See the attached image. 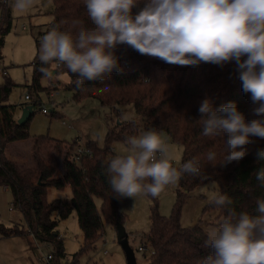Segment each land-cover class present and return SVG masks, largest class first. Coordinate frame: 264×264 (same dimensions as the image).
Segmentation results:
<instances>
[{
    "label": "trees",
    "instance_id": "obj_1",
    "mask_svg": "<svg viewBox=\"0 0 264 264\" xmlns=\"http://www.w3.org/2000/svg\"><path fill=\"white\" fill-rule=\"evenodd\" d=\"M53 3L49 22L51 30L55 28L68 32L75 39L73 21H81L85 28L93 27L84 0H53ZM137 10L134 8L133 13ZM11 22L7 4L3 6L0 18V59ZM115 54L119 57L121 71H114L103 81H86L77 86L76 77L65 67L55 69L68 73L69 81L65 88L73 91L74 100L91 97L102 105L132 104L143 118V127L135 119V122L124 120L108 126L103 145L87 141L84 146L91 154L83 153L79 160L74 158L79 147L78 138L65 141L45 134L33 139L31 165L8 157L5 147L9 142L30 137L29 120L39 98H32L28 119L18 123L16 106L7 103L13 82L5 77L0 84V185H7L12 207L21 212L25 221V226H9L0 222V236H25L30 233L35 240L52 246L51 264H80V258L93 250L95 242L103 236L105 225L115 227L116 222L123 223L125 218L119 200L112 196L106 174L107 162L116 156L113 142H127V137L139 135L144 129H155L158 133L166 132L172 141L182 146L181 166L188 160H198L201 174H207L208 179L184 173L176 184L175 198L167 216L159 211L158 198L148 195L151 199L150 224L142 242L150 248L149 254L145 255L146 264H202L212 250L204 246L207 235L199 223L188 226L180 223L186 197L196 186L213 182L217 192L225 193L232 199L233 203L227 207L234 208L237 214L241 211L256 214V199L264 197V184L256 179V171L264 167V161L256 162L255 151L264 148V139L254 137L256 143L248 146L249 153L238 163L232 162L226 167L214 166L226 154L224 140L202 135V126L197 122L199 103L205 97L210 99L213 107L235 102L246 118L251 119L250 110L254 105L250 94L242 91L234 63L223 68L210 63L199 66L169 65L157 58L140 55L125 45H119ZM41 67L52 70L50 65L34 61L27 89L29 92L37 93L42 87ZM209 151L217 153V160L212 163L206 160ZM48 154L58 157L60 163H51ZM50 186L60 190L69 186L70 196L49 201L47 192ZM73 210L81 229L82 242L70 259H64V241L57 225ZM209 210H217L221 219L227 214V208H219L208 200L203 212Z\"/></svg>",
    "mask_w": 264,
    "mask_h": 264
},
{
    "label": "clouds",
    "instance_id": "obj_2",
    "mask_svg": "<svg viewBox=\"0 0 264 264\" xmlns=\"http://www.w3.org/2000/svg\"><path fill=\"white\" fill-rule=\"evenodd\" d=\"M35 3L13 0L12 8L25 14ZM84 4L93 27L73 21L75 39L55 28L47 32L39 47L42 65L65 67L80 86L121 71L115 54L119 45L169 65L210 63L223 68L234 63L242 91L250 94L254 105L252 118L247 119L235 102L213 107L207 97L200 101L197 122L202 135L224 140L226 154L214 166L238 163L256 143L254 137L264 139V0H84ZM39 70L46 79L54 78L49 68ZM126 119L135 122L134 117ZM255 158L257 163L264 161V148L256 149ZM173 159L169 142L155 129L127 137V151L107 162L112 196L158 197L184 173L208 179L198 160L177 169ZM206 160L216 161L217 153L209 151ZM256 179L264 184V167L257 169ZM209 203L227 208V214L216 226L204 229V246L212 251L202 264H264V197H257L254 215L227 207L233 201L225 193H214Z\"/></svg>",
    "mask_w": 264,
    "mask_h": 264
},
{
    "label": "rangeland",
    "instance_id": "obj_3",
    "mask_svg": "<svg viewBox=\"0 0 264 264\" xmlns=\"http://www.w3.org/2000/svg\"><path fill=\"white\" fill-rule=\"evenodd\" d=\"M12 4L13 0H10L8 5L12 22L9 32L5 35L1 50L0 84L3 83L5 77L11 79L13 86L7 103L14 104L19 111L23 106L32 102V97L27 100L24 98V94L31 83L33 62L39 60L41 38L51 30L49 22L52 19L51 11L54 3L53 0H36L32 9L25 14H18L14 11ZM22 24L25 25L23 29L21 28ZM50 66L54 70L57 69ZM53 77L52 80H48L44 76L40 78L42 87L38 93L33 92V97L39 99L36 100L37 104L33 108V114L29 120L30 137L6 145L5 151L8 150L11 157L18 155L15 153L19 151L18 153L23 158L22 162L31 165L30 140L39 134L65 141L78 138L79 146L85 145L87 141L102 146L107 127L128 120L126 117H134L135 120L140 121V126L143 127V118L135 111L132 104L102 105L97 99L91 97L74 100L73 91L65 88L69 81L68 73L57 70L53 73ZM53 90H57V92L51 100L49 93ZM41 106H45L48 112L43 113L40 109ZM115 111L119 112V115ZM143 131H140L139 135ZM159 134L169 142L174 157L171 161L172 165L179 169L182 146L172 141L166 132ZM112 147L114 153L119 155L127 151V142L116 140ZM25 156H27L26 159H24ZM48 159L51 163H60V159L53 154H48ZM175 187L176 185L167 186L157 197L159 211L165 216L169 215L171 211L175 198ZM70 192L69 186L63 190L50 186L47 199L51 201L55 198L70 196ZM214 193H217V190L213 182L200 184L191 190L182 206L180 223L184 226L199 223L204 229L216 226L221 220L218 211L203 212V207ZM150 204L151 199L148 195L119 199L120 209L125 214L123 224L128 232L129 243L134 249L137 264H146V256L150 252L138 249V245H141L145 240L144 234L149 228ZM0 222L9 226H25L21 212L12 207L10 191L3 185H0ZM57 229L64 241V251L66 252L64 259H70L71 254L78 249L82 242L76 212L73 210L66 218L60 219ZM147 247L150 249L148 245ZM50 251H52L50 244L35 243L32 234L29 237L24 235L0 236V264H41L43 255ZM80 264H127L124 251L116 239L115 227L109 224L105 225L103 236L95 242L93 250L80 258Z\"/></svg>",
    "mask_w": 264,
    "mask_h": 264
},
{
    "label": "water",
    "instance_id": "obj_4",
    "mask_svg": "<svg viewBox=\"0 0 264 264\" xmlns=\"http://www.w3.org/2000/svg\"><path fill=\"white\" fill-rule=\"evenodd\" d=\"M51 71L54 72L55 70L52 69ZM31 111H32L31 104H26L25 106H23L21 109V114L17 118V122L18 123L25 122L28 119ZM115 228H116V239L124 251L126 263L137 264L135 252L133 247L129 243L128 232L126 231L124 224L121 222H116Z\"/></svg>",
    "mask_w": 264,
    "mask_h": 264
},
{
    "label": "built area",
    "instance_id": "obj_5",
    "mask_svg": "<svg viewBox=\"0 0 264 264\" xmlns=\"http://www.w3.org/2000/svg\"><path fill=\"white\" fill-rule=\"evenodd\" d=\"M9 1H10V0H0V18H1V14H2L3 6L7 5ZM21 27H22V28H25L24 25H22ZM56 92H57V90H53V91H51V92L49 93V97L51 98V100L53 99V96H54V94H55ZM24 98L27 99V100H30V98H31V93H30L29 91H27V92L24 94ZM41 111H42L43 113H47V112H48V110L46 109L45 106H41ZM83 153L91 154V151H90L88 148H86L84 145L79 146V147L76 148V152H75L74 158H75L76 160H79V156H80L81 154H83ZM3 187H4L5 189H7V185H3ZM146 247H147L146 245L141 244V245L138 246V249H139V250H142V251H144V250L150 251V249H148V247H147V248H146ZM51 259H52V253H51V251H50V252L46 253L45 255H43V258H42L41 264H51ZM63 264H67V263L64 262Z\"/></svg>",
    "mask_w": 264,
    "mask_h": 264
},
{
    "label": "crops",
    "instance_id": "obj_6",
    "mask_svg": "<svg viewBox=\"0 0 264 264\" xmlns=\"http://www.w3.org/2000/svg\"><path fill=\"white\" fill-rule=\"evenodd\" d=\"M22 25H24V24H22ZM21 25V26H22ZM25 26V25H24ZM22 28V27H21ZM23 29V28H22ZM55 72V71H54ZM53 72V73H54ZM28 91V90H27ZM33 92L34 91H32V92H30L31 93V96H32V98H33ZM35 93V92H34ZM38 93V92H37ZM36 94V93H35ZM22 109V108H21ZM20 114H21V110H17L16 108H15V116H16V118H18L19 116H20ZM20 140H23V139H20ZM18 140H15V141H11V142H9V143H14V142H17ZM31 141V144H32V142H33V140H30ZM19 143V142H18ZM9 151L8 150H6L5 151V153H6V155L8 156V157H10V158H12V159H14V160H16V161H18V162H22L23 160H21V159H23L22 158V156L20 155V153H18L19 151H16L17 153H15V154H18V155H15V157H11V155H10V153H8ZM28 155V154H27ZM27 158V156H25V158L24 159H26ZM30 235V234H29ZM29 235H25V236H28L29 237ZM35 240V239H34ZM36 242H40V241H37V240H35V243Z\"/></svg>",
    "mask_w": 264,
    "mask_h": 264
}]
</instances>
